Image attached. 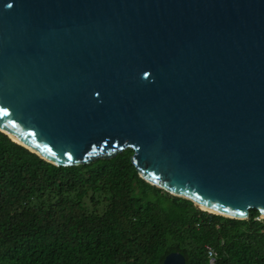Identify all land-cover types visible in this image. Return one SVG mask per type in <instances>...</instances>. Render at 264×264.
I'll list each match as a JSON object with an SVG mask.
<instances>
[{"label":"water","instance_id":"95a60500","mask_svg":"<svg viewBox=\"0 0 264 264\" xmlns=\"http://www.w3.org/2000/svg\"><path fill=\"white\" fill-rule=\"evenodd\" d=\"M0 131L62 166L130 148L195 207L264 215V0H0Z\"/></svg>","mask_w":264,"mask_h":264},{"label":"trees","instance_id":"16d2710c","mask_svg":"<svg viewBox=\"0 0 264 264\" xmlns=\"http://www.w3.org/2000/svg\"><path fill=\"white\" fill-rule=\"evenodd\" d=\"M130 148L52 164L0 131V264H133L216 252L215 264H264V219L209 213L141 178Z\"/></svg>","mask_w":264,"mask_h":264},{"label":"flooded vegetation","instance_id":"af4514ba","mask_svg":"<svg viewBox=\"0 0 264 264\" xmlns=\"http://www.w3.org/2000/svg\"><path fill=\"white\" fill-rule=\"evenodd\" d=\"M175 252L179 255L173 257L172 259L165 260V257L167 254ZM168 253H165L162 258L157 259H150V260H135L133 264H215L214 262H210L203 257V253L201 251L197 253H192L191 256H189L188 253H182L179 251H171Z\"/></svg>","mask_w":264,"mask_h":264},{"label":"bare ground","instance_id":"6f19581e","mask_svg":"<svg viewBox=\"0 0 264 264\" xmlns=\"http://www.w3.org/2000/svg\"><path fill=\"white\" fill-rule=\"evenodd\" d=\"M9 135H10V134H9ZM10 136H11V138H12L13 140H16V139L14 138V136H12V135H10ZM196 205H197L199 208H201L202 210H206V211H208V212H210V213H214V214H222V215H224V216H229V215H226V214H223V213H220V212H217V211H214V210H211V209L205 208V207L202 206L201 204L196 203ZM260 217H261V218H262V217L264 218V215H261Z\"/></svg>","mask_w":264,"mask_h":264},{"label":"built area","instance_id":"2783aa9c","mask_svg":"<svg viewBox=\"0 0 264 264\" xmlns=\"http://www.w3.org/2000/svg\"><path fill=\"white\" fill-rule=\"evenodd\" d=\"M257 219H261V218L257 217ZM207 256H208L209 261L212 263L215 260L216 252L212 248L208 247Z\"/></svg>","mask_w":264,"mask_h":264},{"label":"rangeland","instance_id":"374dc122","mask_svg":"<svg viewBox=\"0 0 264 264\" xmlns=\"http://www.w3.org/2000/svg\"><path fill=\"white\" fill-rule=\"evenodd\" d=\"M259 218H261V217L259 216ZM261 219H264V218L262 217Z\"/></svg>","mask_w":264,"mask_h":264}]
</instances>
